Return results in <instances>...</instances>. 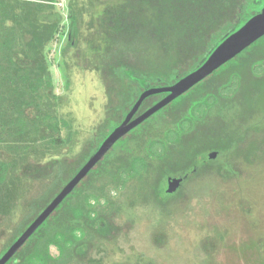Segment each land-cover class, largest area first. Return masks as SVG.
Here are the masks:
<instances>
[{
  "label": "trees",
  "instance_id": "trees-1",
  "mask_svg": "<svg viewBox=\"0 0 264 264\" xmlns=\"http://www.w3.org/2000/svg\"><path fill=\"white\" fill-rule=\"evenodd\" d=\"M4 2L0 0V99L7 96V87L16 85L21 57L20 31L11 23ZM255 2L115 0L104 6L95 21L98 40H103L97 50H104L102 68L108 79L107 115L90 131L74 164L63 158L47 167L56 173L51 184L35 200L7 247L0 250V258L122 122L141 93L149 87L174 84L193 71L264 4L256 10ZM69 11L68 48L72 49L77 46L79 25L74 10ZM53 17L61 20L58 13ZM91 44H85L84 51L76 47L79 54H93ZM163 96L145 98L137 114ZM45 117L56 134L52 141H64L61 123ZM17 124L25 129L23 119H17ZM211 150L218 152L217 158L208 156ZM262 155L264 36L119 138L6 264H90L94 244L120 233L107 185L123 190L135 181L142 202L171 208L195 182L216 176L232 179L242 173L241 167L256 165ZM10 169L11 163L0 156V211L5 213L13 199L5 187ZM185 175L174 193L165 190L168 176ZM100 180L103 187L98 186ZM51 246L58 249L57 256L52 255Z\"/></svg>",
  "mask_w": 264,
  "mask_h": 264
},
{
  "label": "rangeland",
  "instance_id": "rangeland-1",
  "mask_svg": "<svg viewBox=\"0 0 264 264\" xmlns=\"http://www.w3.org/2000/svg\"><path fill=\"white\" fill-rule=\"evenodd\" d=\"M109 1L115 2H4L20 31L21 57L16 85L2 86L7 96L0 99V156L11 163L5 187L13 194L9 212L0 211V250L51 184L56 173L47 167L55 159L69 162L79 154L90 131L107 115L103 86L108 79L102 68L104 50H97L103 40H98L95 16ZM256 2L257 10L264 0ZM71 9L79 25L76 47L84 51L93 41V54L86 52V57L75 46L68 48ZM54 13L60 14L59 22ZM46 115L61 123L64 141H52L56 134ZM19 118L26 123L23 130ZM257 160L232 179L216 176L195 182L171 208L142 202L135 181L123 190L107 185L120 233L94 244L90 264H264V155ZM50 250L59 254L55 246Z\"/></svg>",
  "mask_w": 264,
  "mask_h": 264
},
{
  "label": "water",
  "instance_id": "water-1",
  "mask_svg": "<svg viewBox=\"0 0 264 264\" xmlns=\"http://www.w3.org/2000/svg\"><path fill=\"white\" fill-rule=\"evenodd\" d=\"M264 36V4L258 12L253 14L245 22L229 32L190 73L168 86H155L146 88L127 114L125 120L118 125L101 143L97 151L90 157L77 174L63 187L55 198L34 219L19 238L0 258V264H6L17 250L28 240L32 234L53 213L65 197L75 188L80 180L96 165V163L108 152L114 143L129 130L142 123L152 114L156 113L171 101L185 93L222 65L236 57L251 44ZM164 96L145 112L132 119L140 105L150 95L162 94ZM217 152H211L210 158H215ZM183 178H170L167 188L168 193H173L180 186Z\"/></svg>",
  "mask_w": 264,
  "mask_h": 264
},
{
  "label": "flooded vegetation",
  "instance_id": "flooded-vegetation-1",
  "mask_svg": "<svg viewBox=\"0 0 264 264\" xmlns=\"http://www.w3.org/2000/svg\"><path fill=\"white\" fill-rule=\"evenodd\" d=\"M69 38H70V37H69ZM103 88H104V89H103V90H104V91H103V93H104L103 98H104V100H105L106 102L103 101L104 104H103V103H101V104L104 105V109L106 110V108H105V104H107V99H108V94H107V91H106L107 86L104 85ZM137 111H138V110H137ZM141 113H142V112H141ZM141 113L137 114V112H136L132 119L136 118V117L139 116ZM125 118H126V116H125L121 121L123 122V121L125 120ZM122 122H121V123H122ZM121 123H120V124H121ZM120 124H119V125H120ZM103 141H104V140H103ZM103 141H102V142H103ZM102 142H100L99 146L101 145ZM99 146L97 147V149L99 148ZM97 149L93 152V154L97 151ZM211 152H217V151H215V150H211V151H209V152H208V156H209V154H210ZM93 154H91V155L89 156V158H88V159H87V160H86V161H85V162L79 167V170L85 165V163L90 159V157H91ZM77 155H79V154H77ZM77 155L75 154L73 157H71L72 159L69 160V163L74 164V162H75V158H76ZM217 156H218V152H217ZM217 156H216L215 158H217ZM79 170H78V171H79ZM78 171H77V172H78ZM77 172L71 176V179L77 174ZM190 174H191V173H188L187 175H190ZM187 175H185V176H168V177H167V180H166V188H165V190H167V188H168V184H169V179H170V178H172V179H173V178H183V179H184ZM71 179H70V180H71ZM173 193H174V192H173Z\"/></svg>",
  "mask_w": 264,
  "mask_h": 264
}]
</instances>
